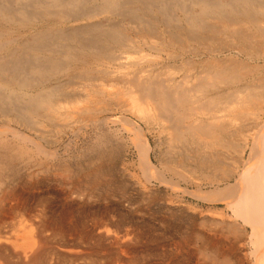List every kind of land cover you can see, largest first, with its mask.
<instances>
[{
  "label": "bare ground",
  "instance_id": "1",
  "mask_svg": "<svg viewBox=\"0 0 264 264\" xmlns=\"http://www.w3.org/2000/svg\"><path fill=\"white\" fill-rule=\"evenodd\" d=\"M0 264H264V0H0Z\"/></svg>",
  "mask_w": 264,
  "mask_h": 264
},
{
  "label": "rangeland",
  "instance_id": "2",
  "mask_svg": "<svg viewBox=\"0 0 264 264\" xmlns=\"http://www.w3.org/2000/svg\"><path fill=\"white\" fill-rule=\"evenodd\" d=\"M130 118V117H129ZM116 126V130H118V129H121V127H120V125H115ZM119 126V127H118ZM145 132H146V137H147V139H148V141L150 142V145L156 150V152L157 153H159L160 152V150L158 149V147H155V145H158V143H157V140L158 139H155L156 138V135H157V133H156V130L154 131V128L151 130V131H149V130H146L145 129ZM151 132V133H150ZM149 134V135H148ZM151 134V135H150ZM68 135L70 136V138L68 137ZM73 135V137H71ZM154 135V136H153ZM129 136V137H128ZM130 134H126V132H124V136H123V139L125 140V141H127V142H129L128 141V139L130 138ZM71 138H73L74 139V134L72 133V134H67V136H66V138H63L62 139V142L59 144L58 143V145L55 147V148H57L58 150H60L59 151V153H61V152H63L64 151V147H66L67 145H68V143L70 144L71 143V140H73V139H71ZM126 138V139H125ZM87 141V142H86ZM86 141H84L85 143H88V140H86ZM91 142H89L88 143V145L90 144ZM63 144V145H62ZM66 144V145H65ZM85 146H87L86 144H84L83 145V148L85 147ZM63 147V148H62ZM82 147L79 145V149H81ZM78 149V150H79ZM64 153V152H63ZM70 154V153H69ZM69 154H65V156L63 157V160H64V158H65V160L66 161H70L72 164H79V162L80 161H84V159L86 158V157H84V159L82 158H80L79 157V155H77L78 157H76V155H74V156H69ZM94 154V153H93ZM154 156V155H153ZM71 159H70V158ZM130 157V158H129ZM128 158V159H127ZM67 159H70V160H67ZM77 161H76V160ZM136 159V155H134V154H132V153H129V154H127V157H126V160H125V162H123V163H127V164H125V165H127V166H125L124 168H126L125 170H124V173L126 174V182L127 181H130V183L131 182H136V181H142V178H141V176H140V172H139V170L138 169H135V168H137V167H135V166H130L131 164H132V162L130 163V161H136L135 160ZM129 160V161H128ZM86 161V160H85ZM128 161V162H127ZM51 162V164H54L53 163V161H50ZM130 163V164H129ZM86 164H88V162H86ZM135 164V163H134ZM73 166V165H72ZM123 167V166H122ZM54 168V167H53ZM23 172H37V171H33V169H30L29 171H23ZM51 172H54L53 171V169H52V171ZM55 172H60V170H57V171H55ZM179 181V183H180V187H181V189L182 188H185V189H187V190H190V191H194V190H196V186L195 185H188V184H186L184 181H180V180H178ZM129 183V184H130ZM127 184H128V182H127ZM202 188H203V191H207V190H210V188H209V186H207V185H202ZM154 189L155 190H158L159 191V194L158 193H156L157 194V197H155V198H153L152 196H151V199L149 200V199H147V201H145V203H148L149 202V205H147L149 208H150V212L147 214V215H145L144 217H138V221H140L141 222V220L144 222L142 225H143V227H145V229L147 228H152V231H151V233H152V235H154L155 237H157V239L161 242V244L162 245H165V244H167V243H169V241L170 240H168L169 238H170V236H171V233L170 234H168L169 235V237H168V235H167V231L166 230H164V232L162 231L163 229H161L162 228V222H163V218H164V214L163 213H156L157 212V208H162V210L165 208V207H173V206H177L181 211H182V209H183V211L184 212H186L187 211V213H185V214H187V216H194L193 218H194V220L195 219H197V220H199L200 218H201V215H203V216H208V215H212V213H213V215H215L214 213V211L215 210H221V209H224L223 207H224V205H222V204H218V205H216V204H214V205H212V204H209V203H204V202H200V201H198V200H196V199H194L193 197H190V196H187V195H184L180 190L178 191V193H174V192H172L171 193V190H169V189H167V188H164V187H159L158 185L157 186H155L154 187ZM165 189V190H164ZM192 189V190H191ZM162 193H164V194H162ZM166 193V194H165ZM132 194H133V197H135L136 198V193H134V192H132ZM171 194V195H170ZM159 196V197H158ZM179 196V197H178ZM158 198H160V199H158ZM172 199V200H171ZM136 200H137V198H136ZM152 200V201H151ZM153 202V203H152ZM166 205V206H165ZM164 207V208H163ZM193 211L195 212V214H193ZM183 212V213H184ZM225 216H227V213L225 212ZM137 219V218H136ZM145 220V221H144ZM146 229V230H147ZM153 229H154V231H153ZM162 234V235H161ZM165 234L167 235L166 237H164L165 236ZM172 235H175V236H178V233H177V235L176 234H173L172 233ZM216 235H218V233H216ZM162 236V237H161ZM171 237H173V236H171ZM135 243V244H134ZM134 244V245H133ZM133 244H132V246L131 247H129L128 249H129V254L130 255H134V254H138V255H141L140 257H143V258H145L146 259V257H147V251L149 252V253H152L153 251L154 252H157V255H159L158 253H160L161 251H160V249H158V251L157 250H154V249H152V251H150L149 250V248H147V247H145V245L147 244V246H148V243L147 242H145V240L143 239L142 240V243H140V245L138 244V243H136V242H133ZM138 244V245H137ZM160 248V247H159ZM170 248V247H169ZM136 249V250H135ZM135 250V251H134ZM147 250V251H146ZM131 251V252H130ZM146 251V253H144ZM133 253V254H132ZM141 253V254H140ZM129 255V256H130ZM144 255V256H143ZM146 256V257H145ZM153 257V256H152ZM147 257L148 259H150V260H153L154 259V262H157V263H159V261L160 260H157L159 257H157V259H156V257Z\"/></svg>",
  "mask_w": 264,
  "mask_h": 264
}]
</instances>
